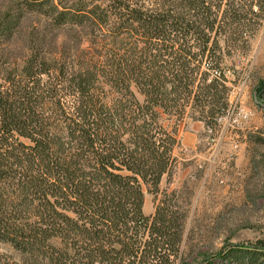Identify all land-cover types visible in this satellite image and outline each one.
Wrapping results in <instances>:
<instances>
[{"label":"trees","instance_id":"obj_1","mask_svg":"<svg viewBox=\"0 0 264 264\" xmlns=\"http://www.w3.org/2000/svg\"><path fill=\"white\" fill-rule=\"evenodd\" d=\"M263 23L264 0L0 7V264H182L181 122L219 133L227 60ZM217 256L264 264V244Z\"/></svg>","mask_w":264,"mask_h":264},{"label":"rangeland","instance_id":"obj_2","mask_svg":"<svg viewBox=\"0 0 264 264\" xmlns=\"http://www.w3.org/2000/svg\"><path fill=\"white\" fill-rule=\"evenodd\" d=\"M6 2L0 0V7ZM40 19L29 16L30 27H38ZM227 65L232 68L227 72V84L232 89L230 106L239 115L237 128L227 127L211 142L188 117L180 125L185 131L197 132L198 148L204 154L201 167L191 166L190 176L185 178L176 171L170 185V191L181 190L189 215L182 264H235V258L223 260L217 254L223 249L264 244V167L256 158L264 151V143H249L250 136L264 140V23L249 52L233 55ZM235 134L240 139L234 140ZM153 210L148 196L145 211L150 214Z\"/></svg>","mask_w":264,"mask_h":264},{"label":"crops","instance_id":"obj_3","mask_svg":"<svg viewBox=\"0 0 264 264\" xmlns=\"http://www.w3.org/2000/svg\"><path fill=\"white\" fill-rule=\"evenodd\" d=\"M194 123V122H193ZM200 125L204 130V126L201 123H194ZM178 139L181 141L180 148L175 150L174 156L178 159L176 170L185 177L190 176L191 166L201 167L200 163L204 159V154L199 150V138L197 132L185 131L180 128ZM203 172V171H202ZM209 174L205 175V178L208 179Z\"/></svg>","mask_w":264,"mask_h":264},{"label":"built area","instance_id":"obj_4","mask_svg":"<svg viewBox=\"0 0 264 264\" xmlns=\"http://www.w3.org/2000/svg\"><path fill=\"white\" fill-rule=\"evenodd\" d=\"M241 117H243V115H241ZM218 123L221 127L219 133L216 134L211 128L207 130V134H208L207 137L208 140L211 142L217 141L216 138L219 137L220 135L222 136L225 130L227 129V127H230L232 130H235L239 124V115L236 116L235 111L233 110V108H231L224 117L219 119ZM232 138L234 140L240 139V137L237 134L232 135ZM235 148H239V145L236 144Z\"/></svg>","mask_w":264,"mask_h":264}]
</instances>
